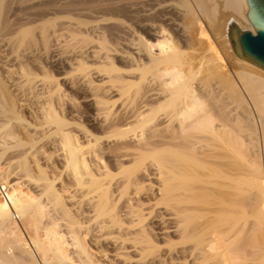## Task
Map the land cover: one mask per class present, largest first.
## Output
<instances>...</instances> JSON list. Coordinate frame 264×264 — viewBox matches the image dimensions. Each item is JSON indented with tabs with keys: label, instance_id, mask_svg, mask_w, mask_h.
Wrapping results in <instances>:
<instances>
[{
	"label": "rangeland",
	"instance_id": "1",
	"mask_svg": "<svg viewBox=\"0 0 264 264\" xmlns=\"http://www.w3.org/2000/svg\"><path fill=\"white\" fill-rule=\"evenodd\" d=\"M0 2H2L0 3V185L2 186L0 188L6 190L7 196L13 189L20 191L24 198L28 194L26 205L30 211H33V213H28L23 217H18L16 211L13 216L12 211L8 213L6 217L9 220L3 224L4 230H2L3 226L0 228V243L6 245L9 242V247L7 245L4 247L10 248L12 255L18 253L14 255L18 258L25 253V249L30 248L26 253L28 255L31 253L29 252L31 249L34 251L36 247L42 245L41 248H38L42 249L41 251L35 250L37 260L24 254L26 258L32 259L34 264H38L39 260H42L40 256L43 258L41 262L46 261L49 257L50 262L61 264L56 261L55 250L54 253L51 252V239L47 238L46 231L51 228V231L48 229L50 232L59 231L62 234L65 232L66 235L63 234L64 236H67V233L70 234L69 237L67 236L68 238L66 237L68 240L65 238L67 241L62 238L61 234V240H65L67 244L61 240L60 243H64V245L61 243L63 251L69 248L67 249V251L69 250L68 255H66L71 264L73 261V264H77L84 258L86 260L87 257L89 258L88 255L93 257L92 259L96 262L98 261V264H122V262L128 264L127 256L131 258L129 264H156L154 261L158 255L168 261L170 256L175 258L181 245L176 235L171 233L160 234L164 227L161 217L162 215L165 216L163 213L165 204L163 201L161 202L163 198L160 196L161 199L158 198V193L155 192L159 187L158 172L160 169L157 168L158 171L154 168L158 164L160 165L158 160L161 161L162 159L165 162L169 160V157L157 149L156 153H159L156 155L157 158L154 157L153 152L152 154L150 152L148 157H145L147 160L143 159L137 161L138 163H132V156L130 155L135 150L131 147L135 146L133 136L139 135L141 128L138 127V129L137 125L131 123L132 118H127L126 114L119 110L123 101L120 100L122 98H118L119 95L107 93L105 96L103 94L113 105L112 116L107 118L98 114L95 100L91 99L93 97L91 94L96 93L97 88L100 90L97 94H101L105 90V86H108L107 78H104L103 74L104 70L110 67L123 69L122 71L133 68L135 69L133 76H137L140 71H146V76H150V72L155 69V66L142 67L147 63V58L144 55L145 52L141 50H143L142 45L144 43L154 41L148 33V26L152 21L157 25H163L167 30L169 44L183 46L186 55H194L195 49H205V53L213 54V50L209 48V41H211L222 56L225 66H235L236 62L230 48L231 44L226 37L227 22L224 18L226 11L221 9L216 22H205V32L207 38L210 39L207 40L205 35L199 34V27L191 20L183 0L167 1L183 14L181 19L183 30H178L172 25L162 22L161 11L159 10L149 14L147 9L152 0H0ZM22 27L25 29L22 30ZM83 66L89 67L91 70L92 80L89 89L88 84L79 78ZM208 68H201L197 72L193 80L194 87L197 86L198 81L214 80L220 77L222 70L210 68L209 70ZM132 79L135 78L132 77ZM140 83V85L133 83L130 86L132 94L135 93V95L130 94L133 101L130 102L129 97L126 100L127 104L135 106L139 102L141 94L145 91L142 82ZM90 90H92L91 94ZM160 108L161 106L158 108L159 110L156 109L157 112L155 111L153 116L159 115L160 117L165 109H168ZM46 112L56 114L61 122H54L50 115H45ZM117 112L118 114H116ZM128 119L129 121H127ZM120 127L123 131L121 133ZM123 129H127V131ZM122 133H124L123 138ZM63 134L76 135L75 137L82 145L91 148V154L95 155L92 154L91 156L88 153L89 156L86 155V157L96 176L102 165L107 167L108 175L100 176L99 180H101L100 193L104 194L106 191V196L108 195L109 198L104 196L107 201H103L97 217H95L96 211H93L92 204L89 202L90 197L88 195L91 196V186L87 183L82 186L78 184L72 176V170L68 168V164H65L63 153H61L63 149L60 146ZM123 151L124 153H122ZM128 152L130 155L127 158L122 156ZM160 157L161 159H158ZM146 163L148 164L146 165ZM143 168L147 169V175L139 174ZM126 177L129 179L128 181L133 180V183L127 182ZM83 178L86 181L88 177L84 176ZM125 180L128 184L122 182ZM50 185L53 192L48 193L45 190ZM157 200L160 201V204ZM5 201L0 199V203ZM161 203L164 207L161 206ZM129 205L132 209L128 208ZM45 208L48 213L44 211ZM36 209H39V212L44 211V213H35L34 210ZM124 209H131L134 213L133 216L124 215L127 211ZM88 211L90 212L88 213ZM138 211L144 216V220ZM110 214L111 216L113 214L119 216L121 221L119 223L122 227L123 225H131V229L138 232L135 236L133 235L134 242L139 241L136 243L137 246L141 243L140 239L150 237L153 242L152 248L123 253L124 250L119 248L118 242V237L123 236V234L115 231L116 226L115 230L112 228L113 233L105 236L95 229L97 222L109 219ZM46 215H50L53 219L49 220L50 217ZM140 216L141 218H139ZM47 221L50 227L45 225ZM51 223L53 224L51 225ZM134 223L139 225L137 226L138 230L134 229L136 227V225L133 226ZM141 226L145 228V233L140 232L144 229H141ZM12 231L16 235L17 241L13 240L15 235ZM44 232L46 235L43 234ZM93 232H95L94 235ZM143 234H145L144 237ZM74 235L82 237L81 240L86 243L85 255L80 253L85 256L84 258L81 255L79 257V254L74 256L78 253L76 247L70 242H73ZM37 236L40 237L41 242L33 238H37ZM136 236L137 239H140L135 240ZM95 239H97L96 242ZM34 240L39 243H35ZM98 240L99 242H97ZM43 241L48 243L43 246ZM49 243L51 245H48ZM15 245L18 248L22 246V250L19 251L22 253L19 254L18 252L20 248L15 251ZM66 245L69 247L64 249ZM46 248L49 250L51 248V250L46 252ZM2 249L0 247L1 253L2 251L5 254L8 253L6 248ZM115 252L116 254H114ZM47 254H49L48 257ZM12 255L10 257L9 255H2L3 257L0 255V260L3 258L0 264L5 261L4 257L8 261L12 260V264H18L22 261L18 258L11 259L14 257ZM45 257L47 258L45 259ZM112 258L115 260L114 262ZM124 258H126L127 263H125ZM27 259L24 260L29 262L30 260ZM48 260L45 263H49ZM36 261L37 263H35ZM41 262L39 264H44Z\"/></svg>",
	"mask_w": 264,
	"mask_h": 264
},
{
	"label": "bare ground",
	"instance_id": "2",
	"mask_svg": "<svg viewBox=\"0 0 264 264\" xmlns=\"http://www.w3.org/2000/svg\"><path fill=\"white\" fill-rule=\"evenodd\" d=\"M167 1L152 0L147 11L149 14L156 10L161 11L160 16L162 22H166L178 30H183L181 26L183 14L177 7H173L171 4L167 3ZM183 2L187 7V13L190 15L191 20L198 25L199 34L205 35L206 38L207 34L204 28L205 22H216L215 20L220 16L221 9L226 11L224 18L227 22V40L230 41L229 30L233 25H238L237 27L241 31L246 29L253 34L255 33L253 26L246 16L248 11L246 0H183ZM24 29L25 28L22 27V30ZM148 33L154 41L144 43L142 45L143 50H139L145 52L144 55L147 58V63L142 67L155 66V69L150 72V76H146V71H140L137 76H133L132 74L135 70L133 68L129 70L124 69L125 71H122L123 69L110 67L104 70V78H107L109 84L105 86V90L102 87V91L104 90L101 92L102 95L100 93L97 94L98 91L100 92L97 88L96 93L91 94L92 90L89 91L93 96L91 98L89 94V97L95 100V102H93L96 104L98 114L108 118V116L111 115L113 105L110 104L103 94H105V96L107 93L119 95L120 97L118 96V98H122L120 100H123L119 110L124 112L127 118H132V121H130L131 123L133 122L135 126L137 125V128H141H138L141 133L133 136L135 146L131 147L135 149L134 152H132L131 155L129 152L125 153V155H122L123 157L125 156L127 158V156L130 155L132 156L131 162L135 163L145 159L150 152V154L153 152L154 157H156V155L159 154L156 153L157 149H160L163 154L169 157V160L165 162L161 157L158 158L161 159V161L158 160L160 165L158 164V166L154 168V170L160 169V172H158V180L160 181H158L159 187L155 192L156 194L158 193V198H163L161 202L163 201L165 204L164 207L161 203V206L164 207L163 213H165V216L162 215V219L160 218L164 222L163 231L160 234L171 233L176 235L181 247L177 251L178 255L175 258L170 256V260L168 261L166 258H161L158 255V258L154 262H156V264H264V69L238 57L233 51L232 46L230 48L235 58L236 65L233 67L231 65L230 67H226L222 56L211 41H209V48L213 50V54L205 53V49L194 48V55L188 56L185 54L183 46L169 44L166 28L163 25L155 24L154 21L149 24ZM207 40L210 39L207 38ZM204 67L216 70L220 69L222 70L221 75L214 80L208 79V81L205 79L206 81H198L199 83L194 87V77H196L197 72ZM132 77L135 79H132ZM79 78L84 83L86 82L88 84L89 89V84L92 80L89 67L83 66L81 68ZM140 82H142V85L145 87V91L141 94L139 102H136L137 104H135V106H133V104H127L126 100H128L129 97V101L131 102L132 100L130 86L133 83L140 85ZM92 89H94V87H92ZM133 94L135 95V93ZM133 97L136 98V96ZM160 106V109H168H165L164 112L162 111L163 114L160 117L159 115L157 117H155V115L153 116V113L155 111L157 112L156 109ZM118 112L116 114H118ZM45 115H50V118L56 123L61 122L56 114L46 112ZM127 121H129V119ZM119 130L121 133V127ZM123 130L127 131V129ZM123 134L124 133H122V138L124 136ZM75 136L76 135L71 136L68 134L62 135L60 141L61 145L59 144L63 149L61 153H63L62 156H64L63 159L65 160V164H68L69 167H67L72 170V176H74L77 183L81 186L85 183L91 186V188L89 187L91 189V196L88 195L90 197L89 202L92 204L93 211H96L95 217H97L99 210L102 208L103 201L105 202L106 197L109 198L108 195L106 196V191L104 194L102 192L100 193L101 180L99 179L100 176L108 175L109 172L107 167L102 165V167L99 168L98 175L96 176L94 174V170L91 169L86 157V155L89 156L88 153L91 154L92 150L88 146L82 145ZM122 153H124V151ZM147 164L148 163H146V165ZM146 165L145 167H147ZM146 171L147 169L143 168L140 171L141 173H138L147 175ZM84 176L88 177L86 181L83 180ZM127 177L125 179H127ZM134 179L136 178L134 177ZM128 180L129 179H127V182L133 183V180ZM122 182H126V180ZM134 182L138 184L136 180H134ZM51 185L45 190L48 193L53 192ZM122 186L123 184L121 187ZM129 186L126 187L129 188ZM107 189H109L108 186ZM85 191L84 193H86ZM27 195H25L26 198H24L20 191L13 189L8 194L6 201L0 203V228L3 226L2 230H4L3 224L9 220L6 215L11 213V211L13 213L12 216L16 211L18 217L33 213L26 205L28 201ZM158 203L160 204V201ZM43 205L41 206L43 207ZM129 207L130 205L128 208ZM130 210L124 211V215H129V217L130 215L133 216L134 213ZM40 211L43 210L40 209ZM44 211L47 212L46 208ZM44 211L39 212V209L34 210L35 213H44ZM135 211L136 210H134V212ZM89 212L90 211H88V213ZM113 215L111 216L110 214L109 219L99 220L95 229L102 232L105 236L113 233L112 228L115 230L116 226L117 229L115 231L123 234V236L118 237L119 248L122 249V251L124 250L123 253H127L128 251H143L153 246L152 240L150 237H147V235V238L145 237L146 239L138 238L142 244L139 243L140 245L137 246L136 243L139 241L135 243L133 237L138 232L135 230L133 231L131 225H123L122 227L119 223L121 222L119 216H117V214ZM46 216L50 217L49 220L53 219L50 215ZM127 216L125 217L127 218ZM141 216L142 218L144 217L142 214ZM141 216L139 218H141ZM135 223L133 224V226L136 225L134 229L142 225L138 222L139 225ZM46 224L50 227L48 221L45 225ZM52 224L53 223H51V225ZM42 228L45 227L42 226ZM70 228L72 229V226H70ZM73 228L75 227L73 226ZM140 228L143 229L144 227L141 226ZM48 229L47 231L51 228ZM92 229L95 230L93 227ZM47 231V238H50L51 241L50 239L49 241L52 243V247L50 246L52 250L51 248L50 250L51 252L53 251V253L55 250L56 261L61 264H71L67 256V252L69 251H67V249H69L67 246L69 247L70 243H68L69 245H66V247L64 246V249L67 248L64 250L66 253L62 249L64 245L62 242H65L70 234L68 235L67 233V237L64 236L66 235L64 234L65 232L63 235L59 233V231ZM144 231L145 228L143 231L140 230V232ZM95 232H93V235ZM2 233L4 232L2 231ZM43 234H45V232ZM61 234L64 239L67 237L63 241L61 240ZM144 235L145 234H143V237ZM16 238L15 235L13 240L17 241ZM33 238L40 241V237L38 236L37 238ZM81 238L82 237L78 235H74L73 242L70 241L76 247V251L78 250V253L75 255H70H74L75 257L78 254L80 257L82 253L85 255L84 252L87 249L85 247L86 243L81 240ZM97 239H95V242ZM138 239L136 236L135 240ZM60 240L63 245H61ZM34 242L39 243L37 240H34ZM97 242H99V240ZM8 243L6 244L7 247L10 245ZM14 243L17 244V242ZM47 243H44L43 246ZM1 244L2 243H0V245ZM4 245L2 244L0 247L1 249L3 248L2 250L6 248L8 253L5 254V252L3 253L2 251L0 255H9L10 257V255H12L9 250L10 248L7 249ZM48 245L51 244L49 243ZM16 246L17 245H15V251L19 248L18 252L22 250V246H19V248ZM40 246L42 247V245ZM38 248L36 247L35 250ZM28 249L30 250V248ZM28 249H25L26 251L24 254L26 256L29 255L32 259L36 258L37 260V252L31 249V251H29L31 253L27 255ZM38 250L41 251L42 249ZM48 250V248L45 249L46 252ZM20 253L22 252H19V254ZM24 254H21L19 258L12 255L14 257L11 259L14 260L18 258L20 261L22 260L20 262L22 264L26 262L29 264L30 261L31 264H34L32 259H27ZM114 254H116V252ZM22 255L25 256H23L24 259L30 261H25ZM52 255L53 254H51V256ZM48 256L49 254H47V257ZM81 256L83 258L85 257L83 255ZM88 256L90 259L87 257L86 260H84L85 258L82 260L81 257L80 259L82 261L80 260L79 262L82 264H98V261L96 262V260L92 259L93 257L91 258L90 255ZM47 257H45V259ZM2 259L3 258H1L0 261H2ZM6 259L7 258L4 257L6 263L12 264L13 261L10 260V258V261ZM40 259L43 260L41 256ZM48 259L49 257L47 260ZM125 259L126 258H124V261ZM127 259L129 264L131 258L127 256ZM42 260L39 261L41 262ZM5 261L1 264H4ZM46 261L44 260V262L41 263H53L50 262L51 260H48L49 263H45ZM112 261L114 262L115 260L113 259ZM151 261H153V259ZM35 263H37V261ZM125 263L127 262L125 261Z\"/></svg>",
	"mask_w": 264,
	"mask_h": 264
},
{
	"label": "water",
	"instance_id": "3",
	"mask_svg": "<svg viewBox=\"0 0 264 264\" xmlns=\"http://www.w3.org/2000/svg\"><path fill=\"white\" fill-rule=\"evenodd\" d=\"M246 16L255 33L241 31L236 25L229 30V39L235 54L264 69V0H246Z\"/></svg>",
	"mask_w": 264,
	"mask_h": 264
},
{
	"label": "built area",
	"instance_id": "4",
	"mask_svg": "<svg viewBox=\"0 0 264 264\" xmlns=\"http://www.w3.org/2000/svg\"><path fill=\"white\" fill-rule=\"evenodd\" d=\"M0 187H2L0 185ZM7 198V195H6V190H4V188H0V199H2L3 201H5Z\"/></svg>",
	"mask_w": 264,
	"mask_h": 264
}]
</instances>
